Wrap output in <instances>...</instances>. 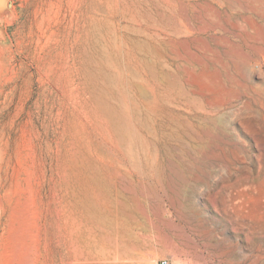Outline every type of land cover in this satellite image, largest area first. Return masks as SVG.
Instances as JSON below:
<instances>
[{"label":"rangeland","instance_id":"1","mask_svg":"<svg viewBox=\"0 0 264 264\" xmlns=\"http://www.w3.org/2000/svg\"><path fill=\"white\" fill-rule=\"evenodd\" d=\"M264 264V0H0V264Z\"/></svg>","mask_w":264,"mask_h":264},{"label":"built area","instance_id":"2","mask_svg":"<svg viewBox=\"0 0 264 264\" xmlns=\"http://www.w3.org/2000/svg\"><path fill=\"white\" fill-rule=\"evenodd\" d=\"M156 264H171V262L168 259H161Z\"/></svg>","mask_w":264,"mask_h":264}]
</instances>
